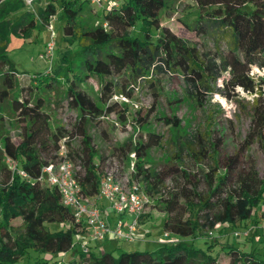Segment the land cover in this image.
<instances>
[{
    "label": "trees",
    "instance_id": "obj_1",
    "mask_svg": "<svg viewBox=\"0 0 264 264\" xmlns=\"http://www.w3.org/2000/svg\"><path fill=\"white\" fill-rule=\"evenodd\" d=\"M46 1L37 18L45 25L59 8L64 21L62 38L74 43L75 50H65L49 72L31 77L19 74L6 56V35L13 32L27 36L33 25L28 26L35 17L25 12L9 19L24 9L25 2L0 0V118L9 100L10 108L21 118L40 114L38 105L19 98L23 91L19 77L24 75L30 79L29 88L35 94L63 86L61 103L65 101L75 111L76 122L72 132L57 126L49 141L40 146L30 144L26 135L17 137L18 142L9 133L0 137V170L4 176L0 184V264H19L29 252L63 255L70 251L66 264H220L218 254L210 253L216 241L205 242L206 250H202L183 239L200 238L219 224L237 227L253 219L258 208H264V177L257 178L252 170L237 172L231 157H225L220 165L221 138L207 146L198 137L194 143H178L172 157L175 162H171L169 169L180 173L183 184L157 190L163 179L145 165L149 151L159 147L162 141L158 134L145 130L155 108L143 115L136 112L138 117L132 121L143 134H139L135 143L126 140L115 151L123 164L132 160V180L140 185L143 182L145 191L163 194L160 197L165 214L162 228L180 238L153 251H123L117 258L111 252L95 255L89 247L87 251H73V240L81 224L75 222L71 211L61 203L58 189L39 178L42 169L55 161L59 142L67 138L69 159L81 167L80 191L94 197L105 158L98 156L87 134L88 124H98L111 114H118L126 123L128 104L113 101V97L131 99L141 81L159 95L158 78L163 69L182 77L196 91L200 103L204 102V96L197 92L211 93L222 71L226 72L228 78L222 79L220 86L226 98L232 99L230 95L237 89L252 97L250 128L243 147L258 144L264 153V77L255 78L251 74L253 66L264 70V0H190L195 4L194 19L191 23L180 22L196 36L211 41L212 54L201 52L197 43L158 24L159 16L169 10L170 3L180 0H111V9L103 13L107 28L85 20L86 10L96 17L88 0ZM136 28L137 33L132 34L130 30ZM90 79L96 83V92H92V87L82 88ZM163 120L176 129L179 126L176 117ZM77 136L81 146L74 150L71 141ZM183 152L195 164L211 160L207 168L197 166L200 178L197 182H204V193L197 191V184L192 181L195 175L179 166ZM131 154L133 159L129 157ZM36 221L41 224L36 225ZM46 224L59 229L51 231ZM258 244L262 246L249 252L234 246L223 247L227 264H264V240ZM36 264L49 263L40 258Z\"/></svg>",
    "mask_w": 264,
    "mask_h": 264
},
{
    "label": "rangeland",
    "instance_id": "obj_2",
    "mask_svg": "<svg viewBox=\"0 0 264 264\" xmlns=\"http://www.w3.org/2000/svg\"><path fill=\"white\" fill-rule=\"evenodd\" d=\"M81 1L83 0H77V3ZM46 2V0H39L8 17L9 19L17 18L25 12L35 17L34 22L28 26L33 25L27 36H20L13 32H9L6 35V56L19 74H25L29 77L38 73L49 72L52 68L56 67L59 57L65 50H75L74 43L65 41L62 38L64 21L62 13L57 8V13L49 20L55 34V49L52 60L41 58L45 52V45L50 40V31L46 28V24L41 23L37 15L45 7ZM109 2H111V5L113 4L111 0ZM194 13L195 4L190 0L171 2L169 10L162 12L159 16L158 24L168 27L177 36L187 41L197 43L201 52L208 51L212 54L214 48L211 41L196 36L180 22V20H184L191 23L194 19ZM84 17L86 21L92 23L94 26L96 25L98 17H93L89 10H86ZM130 32L136 34L137 28L130 30ZM1 42L0 40V45ZM251 74L255 78L264 77V70L253 66ZM227 78V73L222 71V77L217 80L216 86L211 93L206 95L204 91H198L197 94L204 96V102L200 103V100L196 96V91L182 77L171 74L166 69H163V73L158 78L161 82L159 95L153 93L148 83L139 82L138 86L133 90L131 99L125 101L128 104L127 111L125 112L127 122L123 123L118 118V114H111L101 119L98 124H88L86 128L87 134L92 138V143L98 156L105 158V160L108 158L120 160L115 148L130 139L135 143L139 138V134H143L142 131H138L139 129H137L136 124L132 121L138 117L136 112L140 111V114L143 115L147 110L154 107L155 110L149 119L150 123L145 130L158 134L162 141L159 147H155L149 151L145 165L163 179L162 184L159 185L157 190H164L172 186L180 187L183 184L180 173L169 169V167L171 166V162H175L172 157L177 150L178 143L183 144L187 141L194 143L196 142V137L205 146L221 138L219 149L220 165L224 163L225 157H231L234 159L237 172L252 170L257 178H262L264 177V153H262L261 148L258 144H253L249 148L243 147V141L250 128L252 97L237 89L234 95H230L232 99L226 98L220 86L222 79ZM19 83L23 90L19 98L38 105L40 114L21 118L10 108L11 100H9L5 103L3 117L0 118V137L9 133L14 138V141L18 142L19 137L26 135L30 144L40 146L49 141L50 133L57 126H63L64 129L70 132L74 130L76 113L67 107L65 101L61 103L64 91L63 86L56 87L52 92L35 94L29 88V78L22 75L19 77ZM91 87L94 90L92 92H96V83L93 79L88 80L82 86V88L87 90ZM116 97V99L113 97V101H122L119 95ZM172 117H176L179 120L177 129L171 124L166 125L163 120L164 118L170 120ZM71 146L74 150L80 148L81 139L79 136L71 141ZM195 149H198L197 145ZM131 162L132 160H126L124 166L127 167ZM180 162L179 166L181 168L195 175L192 181L197 184V191L204 193V182L202 180L197 182V179H200L197 166L207 168L211 164V160L204 159L202 162L195 164L183 152ZM3 180V171L0 170V184ZM141 188L145 193L153 194L151 196L152 204L150 211L141 219V226L148 232L144 240L141 242L124 243L111 239L107 245L105 242L94 240L85 232H78L81 237L78 234L74 237L72 250H82V245L87 244L95 255L100 256L111 250L112 255L117 258L123 251H153L157 249L160 244L156 240L161 235L162 237L164 235L162 224L165 214L162 211V203L160 202V197H163V194L160 196L156 195L155 191H145L143 182H141ZM103 209L106 211L105 217L107 222L113 227L117 216L109 209V205L106 202H103ZM262 219H264V208L260 207L255 212L253 219L237 227H225L219 224L211 230V235L208 234L209 231H205L204 235L200 238H186L183 240L192 241L195 248L202 250H206L207 244L205 242L211 243L212 241H216V245L210 253L212 255L217 253L219 263L227 264V257L224 253L225 250L222 249L223 247L234 246L238 250L249 252L256 246H262V243L258 244V241L254 238H252V241L249 238L244 240L242 237H233L232 234L236 230L258 225ZM39 224H41V221H36V225ZM85 224L84 227L89 230L88 225ZM46 226L51 231L59 229V226L52 224H46ZM260 227L261 224L257 227L258 232H261ZM172 237L180 239L178 236L169 233L168 240ZM116 246H119V248L116 249ZM71 253L72 251L63 255H39L29 252L27 256L19 261V264H36L40 258H42L43 262L47 260L49 264H66Z\"/></svg>",
    "mask_w": 264,
    "mask_h": 264
},
{
    "label": "built area",
    "instance_id": "obj_3",
    "mask_svg": "<svg viewBox=\"0 0 264 264\" xmlns=\"http://www.w3.org/2000/svg\"><path fill=\"white\" fill-rule=\"evenodd\" d=\"M37 1L39 0H24L26 6H31ZM88 1L92 13L98 17L95 26L107 28L102 14L111 9V2L109 0ZM100 17L102 18L100 19ZM45 26L50 31V40L45 45V52L41 58L52 60L55 34L50 21ZM119 97L122 101H127L124 97ZM66 141L67 138H63L59 142L55 152V161L42 169L39 180L58 189L61 203L71 211L75 222L81 224L78 232H85L98 242L113 239L119 242L133 243L145 239L148 232L145 230L140 232L141 219L150 211L152 198L142 190L137 181L131 179V174L134 171L133 162L125 167L120 160L106 159L102 166L98 193L94 197H87L80 191L78 183V173L81 171V167L69 159ZM129 157L133 159L134 155L131 154ZM11 167L15 168L14 165ZM20 175L26 178L23 172H20ZM103 202H106L109 209L117 216L113 227L107 222L106 211L100 206ZM84 222L88 225L89 230L84 227ZM260 228L258 239L264 238V224ZM256 230L257 226L252 225L246 229L236 230L232 234L233 237H242L245 240L250 238ZM208 234L211 235L212 231H209ZM78 236L81 237L79 234ZM168 237L169 233L164 232V239ZM82 250L87 251L88 245L83 244Z\"/></svg>",
    "mask_w": 264,
    "mask_h": 264
},
{
    "label": "crops",
    "instance_id": "obj_4",
    "mask_svg": "<svg viewBox=\"0 0 264 264\" xmlns=\"http://www.w3.org/2000/svg\"><path fill=\"white\" fill-rule=\"evenodd\" d=\"M100 206L103 208V203H101L100 204ZM262 225V224H264V219H262V221L258 224V225H256L257 227L259 226V225ZM145 230V228L143 227V226H141V230H140V232H142V231H144ZM163 232H165L164 230H163ZM260 234H259V232H258V230H256V232L255 233H253L252 235H251V237L249 238V240L250 241H252L253 239L252 238H254L256 241H258V243L260 242V241H262V240H264V238H262V237H260L259 239L257 238V236H259ZM160 236V235H159ZM169 239V237L168 238H166V239H164V235H163V237H162V235L160 236V237H158V239L156 240V242L157 243H159L160 245H163V244H169V243H172V242H176V241H178V238L177 237H172L170 240H168ZM111 239H108V240H106L105 241V243L108 245V243H110L109 241H110ZM144 240V239H143ZM142 241V239L141 240H138V242H141ZM105 244V245H106ZM119 248V246H116V249H118ZM109 252H112L111 250H109Z\"/></svg>",
    "mask_w": 264,
    "mask_h": 264
}]
</instances>
